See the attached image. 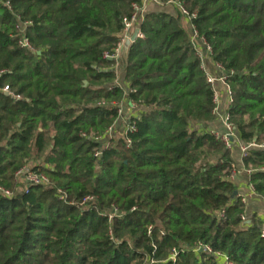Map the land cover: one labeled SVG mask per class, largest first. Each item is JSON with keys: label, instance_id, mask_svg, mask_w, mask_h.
Here are the masks:
<instances>
[{"label": "trees", "instance_id": "16d2710c", "mask_svg": "<svg viewBox=\"0 0 264 264\" xmlns=\"http://www.w3.org/2000/svg\"><path fill=\"white\" fill-rule=\"evenodd\" d=\"M133 1L0 0V184L15 192L0 196V264H264L263 220L243 221L244 204L231 197L233 160L206 127L213 91L177 7V16L145 14L125 86L116 84L115 60L103 53L117 45ZM157 2L196 13L228 75L239 140L260 142L264 0ZM21 23L33 50L19 44ZM128 102L130 146L118 137L103 148L96 138ZM30 160L50 184L17 191L14 174ZM242 165L264 199V150L249 149Z\"/></svg>", "mask_w": 264, "mask_h": 264}, {"label": "built area", "instance_id": "2783aa9c", "mask_svg": "<svg viewBox=\"0 0 264 264\" xmlns=\"http://www.w3.org/2000/svg\"><path fill=\"white\" fill-rule=\"evenodd\" d=\"M147 2H156L157 0H134L131 3V14L129 17L123 19V28L119 35V41L117 45L112 49V52H104L103 57L108 59H114L115 61L119 58L121 54V50L125 44V41L130 38V36L133 34V32L138 29V32L136 34L137 38H142V33L140 31V23L143 20L146 12V4ZM173 4L177 7L180 15L188 22L190 27V43L193 52L197 56L200 62V67L203 69L205 73L206 81L210 84L212 91H213V114L216 118L220 119V122L223 125L224 131L222 133H218L212 130H209L213 135H215L217 138H220L226 148H230L233 141L237 140L239 142L241 155H245L246 152L251 149H261L264 150V138L260 142H249V143H242L239 140V137L237 135V132L230 120L229 114L227 112V108L229 104L232 102V93L230 90V87L227 82V73L223 69L221 65L214 62L215 68L218 71L217 75H211L208 73L205 69V62L206 60L210 59L212 60V48L211 46L206 42V40L201 37L198 34V31L193 23V20L196 18L195 12L188 11L184 6H182L179 2H173ZM27 23H21L19 24L20 32L22 33L21 39L19 41V44L21 47L33 50L32 45L30 43L29 38L25 35V26ZM8 87H4V91H6ZM221 89V90H220ZM225 94V95H224ZM222 95L225 96V103L227 104L224 111L220 110L221 103H222ZM112 105L114 106L115 103L113 102ZM123 106H126L129 114L125 116ZM136 111V105L134 103L128 102L127 104L124 103L120 105L117 108V119L109 126L103 137L96 138L97 140L101 139L103 142V148L107 147L112 139H115L117 137V134L119 133V137H122L125 141V144L127 147L130 146L131 140L129 138V134L132 133L135 130L134 122H130L129 118L135 115ZM102 153V148L99 150H96L94 153V156L99 158ZM248 174H250L249 170H246ZM15 178L17 182L25 188H28L30 185H39V186H49L50 181L46 174H44L40 170H33L31 168H28L27 166L22 167L18 169L15 172ZM235 178V170L233 171L230 179L234 181ZM249 192L246 194H238L237 197L239 198V201L242 204H246L249 197L253 196L256 192L254 191L251 184L248 185ZM60 192V191H59ZM0 196L10 198L12 196V192H10L9 189L5 188L0 184ZM97 198L96 196H86L82 204L90 203L95 201ZM116 210H112L111 213L108 216L109 221H112L113 215L115 214ZM241 219L243 221H247L246 215H242ZM261 235L264 236V222L261 226ZM109 236L110 239L116 242V240L113 237L112 231L109 230ZM203 251L210 252V248L207 246H204L201 248ZM176 255V251L173 250L170 254V260H174ZM224 260L226 261V264H230L226 257H224ZM143 264H148L147 261H145Z\"/></svg>", "mask_w": 264, "mask_h": 264}, {"label": "crops", "instance_id": "0c3cea01", "mask_svg": "<svg viewBox=\"0 0 264 264\" xmlns=\"http://www.w3.org/2000/svg\"><path fill=\"white\" fill-rule=\"evenodd\" d=\"M146 12H165L168 14H171L172 16H177L176 14V6L174 4H167L162 5L158 2H147L146 6ZM179 24L184 29V31L189 34L190 33V27L188 22L182 17L178 16ZM132 43V42H131ZM127 54V53H126ZM126 54L124 50V46L121 50V54L119 58L115 61V71L117 74V80L116 84H119L121 86H125L124 84V68H125V62H126ZM205 69L208 73L211 75H217L218 71L215 68L214 61L213 60H206L205 62ZM221 90V89H220ZM225 95V94H224ZM222 95V105L220 107L221 111H224L227 104L225 103V96ZM124 114L125 116L129 114L126 106H123ZM208 130H212L218 133H222L224 131L223 125L220 122L219 118H216L206 125ZM230 157L233 160V167L235 171V178L234 183L237 188L238 194H246L249 192V174L247 171L243 168L242 165V155L240 151L239 142L237 140L233 141L231 147L229 148ZM246 208H245V215L246 217H250L252 215H256L264 222V201H259L257 198H254V196L249 197V199L246 202Z\"/></svg>", "mask_w": 264, "mask_h": 264}, {"label": "rangeland", "instance_id": "374dc122", "mask_svg": "<svg viewBox=\"0 0 264 264\" xmlns=\"http://www.w3.org/2000/svg\"><path fill=\"white\" fill-rule=\"evenodd\" d=\"M119 137V133L117 134V137L115 138V139H117ZM36 163H40V161H36V160H30L28 163H27V167H29V168H31L33 165H35ZM244 168V167H243ZM236 171V170H235ZM16 189H17V191H25L26 190V188L23 186V184H19V183H17V186H16ZM11 192V191H10ZM15 194V192H13L12 191V195H14ZM254 196V198H257L259 201H261V200H263L264 201V199L260 196V195H258V194H254L253 195ZM247 204V203H246ZM246 204H244V207L246 208ZM246 218H249V217H246ZM112 222V221H111ZM225 263H226V261H225Z\"/></svg>", "mask_w": 264, "mask_h": 264}, {"label": "water", "instance_id": "95a60500", "mask_svg": "<svg viewBox=\"0 0 264 264\" xmlns=\"http://www.w3.org/2000/svg\"><path fill=\"white\" fill-rule=\"evenodd\" d=\"M138 32V29H136L133 34L130 36V38L128 40L125 41L124 44V50H125V54L127 53L128 47L131 45V42H134L136 40V34ZM40 52H38L39 54ZM127 55V54H126ZM237 195V191H234L231 195L232 198H234Z\"/></svg>", "mask_w": 264, "mask_h": 264}]
</instances>
